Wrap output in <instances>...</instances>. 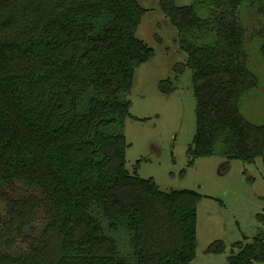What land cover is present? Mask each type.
<instances>
[{"label": "trees", "instance_id": "16d2710c", "mask_svg": "<svg viewBox=\"0 0 264 264\" xmlns=\"http://www.w3.org/2000/svg\"><path fill=\"white\" fill-rule=\"evenodd\" d=\"M193 1L161 0L193 71L197 126L188 153L210 156L223 145L226 166L264 162V121L240 110L259 85L240 13L253 6L264 25V0ZM145 11L138 0H0V264L195 259L202 195L164 191L126 167L125 96L155 54L137 36ZM260 35L264 54V26ZM160 85L175 89L171 80ZM233 246L240 250L230 264H264L263 233ZM225 250L221 240L207 248Z\"/></svg>", "mask_w": 264, "mask_h": 264}, {"label": "rangeland", "instance_id": "374dc122", "mask_svg": "<svg viewBox=\"0 0 264 264\" xmlns=\"http://www.w3.org/2000/svg\"><path fill=\"white\" fill-rule=\"evenodd\" d=\"M178 5L193 0H174ZM146 9L137 36L155 49L154 56L136 70L126 99L130 116L124 134L128 144L126 167L132 175L153 178L164 191L192 189L202 195L197 208V255L189 264H230L240 248L235 242H252L264 234V162L228 158L223 145L214 155L193 157L188 149L197 126V97L193 71L186 66L188 55L181 49L177 28L167 17L161 0H138ZM244 26L243 46L247 67L259 78L257 88L247 93L240 110L255 124L264 121V54L260 50L263 21L253 6L240 13ZM171 80L175 89L163 91L161 81ZM193 160V162H192ZM128 235L126 228H120ZM121 240L125 245V237ZM224 241L222 253L208 252L215 241ZM255 264H262L255 262Z\"/></svg>", "mask_w": 264, "mask_h": 264}]
</instances>
